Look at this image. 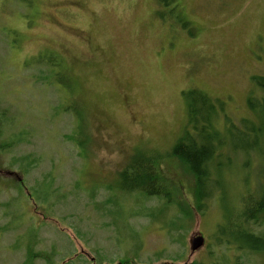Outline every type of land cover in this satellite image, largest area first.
<instances>
[{"label": "rangeland", "instance_id": "374dc122", "mask_svg": "<svg viewBox=\"0 0 264 264\" xmlns=\"http://www.w3.org/2000/svg\"><path fill=\"white\" fill-rule=\"evenodd\" d=\"M180 2L193 36L161 20L157 0H0V264H264V253L215 244L223 205L198 213L176 161L163 171L191 219L116 190L134 153L182 136L190 89L224 99L233 122L257 119L247 102L264 75V0ZM81 111L91 143L80 149L70 138L86 141ZM247 174L227 172L235 201Z\"/></svg>", "mask_w": 264, "mask_h": 264}, {"label": "trees", "instance_id": "16d2710c", "mask_svg": "<svg viewBox=\"0 0 264 264\" xmlns=\"http://www.w3.org/2000/svg\"><path fill=\"white\" fill-rule=\"evenodd\" d=\"M157 2L155 12L161 20L183 27L192 36L195 34L196 29L185 14L180 0ZM252 80L260 93L251 94L247 104L257 119L244 117L242 121L233 122L226 113L227 103L224 99L213 97L202 89H190L185 92L189 125L182 136L170 149L142 148L134 153L119 172L120 184L116 190L161 199L165 208L176 206L183 218L191 219L193 211L190 204L183 198L179 199V189L168 173L167 177L163 171L165 161H176L191 177L193 205L198 213L206 212L210 200L215 197L223 205L225 216L214 232L215 244L235 245L246 252L264 253V232L256 230L264 225V146H260V138H264V75H253ZM62 83L70 85L66 78ZM83 113L81 111L77 133L86 141L73 135L70 138L76 141L80 149L91 143ZM221 115L225 117L223 126L218 124ZM255 154L259 155L261 171L255 176V188L252 190L249 188V171ZM241 159L243 163H236ZM236 165L248 170L245 177L248 188L237 201L229 193L230 184L224 180L227 172ZM81 258L82 255L78 254L76 260ZM71 263H74L72 257L66 260V264ZM237 264L246 263L238 260Z\"/></svg>", "mask_w": 264, "mask_h": 264}, {"label": "water", "instance_id": "95a60500", "mask_svg": "<svg viewBox=\"0 0 264 264\" xmlns=\"http://www.w3.org/2000/svg\"><path fill=\"white\" fill-rule=\"evenodd\" d=\"M205 242L203 235H197L191 240V251H195L200 248Z\"/></svg>", "mask_w": 264, "mask_h": 264}]
</instances>
